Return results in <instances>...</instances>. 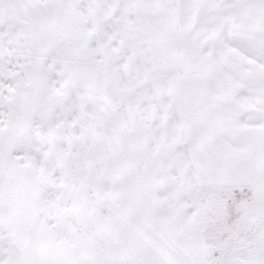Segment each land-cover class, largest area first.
Wrapping results in <instances>:
<instances>
[{
    "label": "snow or ice",
    "instance_id": "snow-or-ice-1",
    "mask_svg": "<svg viewBox=\"0 0 264 264\" xmlns=\"http://www.w3.org/2000/svg\"><path fill=\"white\" fill-rule=\"evenodd\" d=\"M0 264H264V0H0Z\"/></svg>",
    "mask_w": 264,
    "mask_h": 264
}]
</instances>
